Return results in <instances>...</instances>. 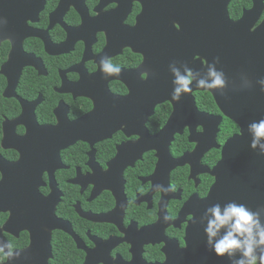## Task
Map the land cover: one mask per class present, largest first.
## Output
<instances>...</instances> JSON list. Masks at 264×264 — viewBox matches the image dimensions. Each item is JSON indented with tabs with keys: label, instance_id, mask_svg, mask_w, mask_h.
<instances>
[{
	"label": "flooded vegetation",
	"instance_id": "obj_1",
	"mask_svg": "<svg viewBox=\"0 0 264 264\" xmlns=\"http://www.w3.org/2000/svg\"><path fill=\"white\" fill-rule=\"evenodd\" d=\"M258 6L251 30L264 20V0ZM252 7L253 0H230L228 20ZM142 11L141 0H0V162L11 165L6 177L0 170V184L11 186L0 192V240L22 251L0 264H205L198 234L188 232V202L207 196L210 170L239 126L217 105L199 108L207 91L195 90L198 111L222 116L214 144L199 138L197 123L193 133L184 126L150 139L173 105L159 101L147 79L143 38L154 34L135 30ZM105 54L122 75L104 78ZM90 113L140 120L111 127L83 121ZM78 130L85 138L75 139ZM192 152L203 153L177 164Z\"/></svg>",
	"mask_w": 264,
	"mask_h": 264
},
{
	"label": "water",
	"instance_id": "obj_2",
	"mask_svg": "<svg viewBox=\"0 0 264 264\" xmlns=\"http://www.w3.org/2000/svg\"><path fill=\"white\" fill-rule=\"evenodd\" d=\"M141 1L143 11L138 17L135 30L154 34L143 38H146L142 52L146 64L150 66L149 70L147 69L150 75L149 80L157 86L155 97L159 98V101L161 98L167 99L173 105V112L162 132L157 136L147 137L151 140L160 137L165 139L177 129L181 131L180 129L184 126H188L193 133L197 123L203 127L199 138L209 137L211 141L207 144L213 145V137L222 116L198 111L192 95L195 90L209 92L222 115L239 126V133L227 139L222 147L221 159L210 170L215 181L207 196L200 200L202 204L198 205L199 200L188 202V208L194 211L193 215L197 221L190 223L188 228L190 235L198 234L195 246L197 257L201 252L205 254V264H231L228 256L221 257L214 250H209L204 233L206 222L205 225H201L198 221L207 207L216 203L223 206L230 201H236L247 204L253 210L264 206V155H261L259 150L251 148L252 137L248 133V125L251 122L264 118V91H261V86L256 83L257 80L264 78V20L255 30H251L261 12L258 6L260 0H253V7L236 22L228 20L227 4L230 0ZM173 22L179 29L173 26ZM216 57L220 58L217 68L222 69L230 79L239 83L241 72H246L254 86L250 89L235 91L229 89L225 97L220 96L219 92L196 88L194 82L191 94L184 95L180 102L171 99L174 77L169 70L170 63L187 62L189 67L199 71L208 62L212 63ZM122 101L127 107L129 106L128 97L123 98ZM113 110L112 107L110 111ZM151 110L153 111V108ZM151 110L146 111L144 116ZM125 112L134 113L129 108ZM91 117L94 119L93 124L101 123L111 127L113 123H123L125 118L140 120L137 115L124 117L120 113L110 117H98L90 113L83 118V121ZM102 130L103 126L97 129L99 135ZM84 132L85 130L83 132L78 130L75 139L85 138ZM242 132L244 134L240 136ZM197 152H192L186 158L185 155L182 156L177 164H184L186 159L191 158L190 155H196ZM202 153L197 155L200 156ZM10 166L4 161L0 162V170L5 177V172ZM10 190L11 186L8 183L0 184V192L2 191L4 197Z\"/></svg>",
	"mask_w": 264,
	"mask_h": 264
},
{
	"label": "clouds",
	"instance_id": "obj_3",
	"mask_svg": "<svg viewBox=\"0 0 264 264\" xmlns=\"http://www.w3.org/2000/svg\"><path fill=\"white\" fill-rule=\"evenodd\" d=\"M6 23V21H5ZM220 58L216 57L212 63L197 71L189 67L187 62L173 61L169 64L172 73L173 91L171 99L180 102L184 95L191 94L193 83L196 88L219 92L220 96L227 95V91L252 88L253 81L246 72H241L240 81L230 79L227 74L217 68ZM101 73L104 78L122 75V68L115 65L105 54L99 60ZM149 72H147V79ZM140 78L145 79L143 72ZM264 91V78L256 81ZM248 133L252 137L251 148L259 150L264 155V118L253 121L248 125ZM244 133L240 136H242ZM158 191L165 194L174 192V186L165 188L163 185H153ZM171 215H165V222L171 221ZM192 222H197L195 215ZM204 233L209 250H214L218 256H228L231 264H264V206L251 209L247 204L230 201L223 206L216 203L207 207L200 216L198 223L205 225ZM22 251H17L10 242L0 240V260H15ZM239 254V258H237Z\"/></svg>",
	"mask_w": 264,
	"mask_h": 264
},
{
	"label": "trees",
	"instance_id": "obj_4",
	"mask_svg": "<svg viewBox=\"0 0 264 264\" xmlns=\"http://www.w3.org/2000/svg\"><path fill=\"white\" fill-rule=\"evenodd\" d=\"M198 106L199 108L205 111L217 112L216 104L214 103V100L212 99L211 95L208 92H205L203 96L199 98ZM163 114H164V117H166L168 115V111Z\"/></svg>",
	"mask_w": 264,
	"mask_h": 264
}]
</instances>
